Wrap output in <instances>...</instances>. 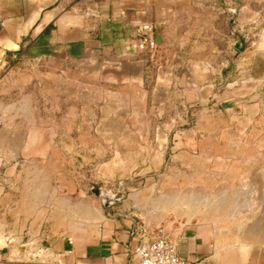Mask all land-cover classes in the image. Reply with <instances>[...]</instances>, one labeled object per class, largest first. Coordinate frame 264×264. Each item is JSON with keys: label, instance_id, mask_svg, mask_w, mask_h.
<instances>
[{"label": "rangeland", "instance_id": "obj_1", "mask_svg": "<svg viewBox=\"0 0 264 264\" xmlns=\"http://www.w3.org/2000/svg\"><path fill=\"white\" fill-rule=\"evenodd\" d=\"M161 3L153 49L116 41L109 8L94 21L102 47L69 56L27 36L0 57L1 220L25 186L45 198L73 182L101 203L92 191L121 184L111 207L153 203L169 213L154 226L179 231L174 214L198 192L233 236L264 243V0Z\"/></svg>", "mask_w": 264, "mask_h": 264}, {"label": "crops", "instance_id": "obj_2", "mask_svg": "<svg viewBox=\"0 0 264 264\" xmlns=\"http://www.w3.org/2000/svg\"><path fill=\"white\" fill-rule=\"evenodd\" d=\"M107 2L0 0V57L17 51L27 36L37 40L47 35L50 46H61L69 56L75 46L83 48L82 54L95 43L102 47L106 32L103 23L94 21H109L110 9L116 41L128 42L131 36L137 43L136 29L143 25L152 28L150 37L156 40L153 30L163 24L157 10L161 0H114L111 7ZM129 50L123 55L128 56ZM60 187L69 193L48 191L43 198L45 193L28 191V186L20 191L11 222L0 217V264H132L137 228L168 218L169 213L153 203L143 210L125 205L103 208L96 198L77 192L73 182ZM191 194L184 201L187 207H176L180 209L174 214L180 221L177 249L181 258L191 264H264L263 242L233 236L223 210L200 208V194Z\"/></svg>", "mask_w": 264, "mask_h": 264}, {"label": "built area", "instance_id": "obj_3", "mask_svg": "<svg viewBox=\"0 0 264 264\" xmlns=\"http://www.w3.org/2000/svg\"><path fill=\"white\" fill-rule=\"evenodd\" d=\"M152 28L143 25L136 29L138 49H153L155 43L150 37ZM171 225V224H169ZM136 244L131 251L132 264H191L178 254L180 231L168 227L140 225L135 233Z\"/></svg>", "mask_w": 264, "mask_h": 264}, {"label": "water", "instance_id": "obj_4", "mask_svg": "<svg viewBox=\"0 0 264 264\" xmlns=\"http://www.w3.org/2000/svg\"><path fill=\"white\" fill-rule=\"evenodd\" d=\"M230 13L232 14L231 22H233L235 17V10H231ZM234 46L239 50H243L244 41L239 40L237 43H235ZM122 187L123 186L119 184V194H120L119 196L112 193L111 191H104L102 189L94 190L92 192L100 199L102 207L110 208L111 206L122 202L126 198L124 190H122Z\"/></svg>", "mask_w": 264, "mask_h": 264}, {"label": "trees", "instance_id": "obj_5", "mask_svg": "<svg viewBox=\"0 0 264 264\" xmlns=\"http://www.w3.org/2000/svg\"><path fill=\"white\" fill-rule=\"evenodd\" d=\"M47 37H48L47 35H42L39 39L32 40L31 43H30V46L28 47V49L33 47V46H35V45H37L39 42L46 40ZM46 52L49 53L48 49H46Z\"/></svg>", "mask_w": 264, "mask_h": 264}, {"label": "bare ground", "instance_id": "obj_6", "mask_svg": "<svg viewBox=\"0 0 264 264\" xmlns=\"http://www.w3.org/2000/svg\"><path fill=\"white\" fill-rule=\"evenodd\" d=\"M191 202V201H190Z\"/></svg>", "mask_w": 264, "mask_h": 264}]
</instances>
